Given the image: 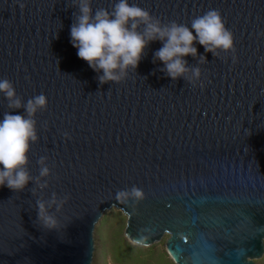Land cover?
Returning a JSON list of instances; mask_svg holds the SVG:
<instances>
[{
    "label": "water",
    "instance_id": "1",
    "mask_svg": "<svg viewBox=\"0 0 264 264\" xmlns=\"http://www.w3.org/2000/svg\"><path fill=\"white\" fill-rule=\"evenodd\" d=\"M0 0V79L26 103L43 93L39 141L28 169L46 156L48 187H0V264H92L95 229L112 209L126 215L125 237L149 247L165 238L176 264H258L264 256V0H129L162 22L221 12L234 34L218 58L199 43L204 87L173 81L153 63L154 41L121 83L101 85L77 55L73 0ZM117 0H92L111 10ZM195 34V33H194ZM188 66L198 59L184 57ZM102 75V72L99 73ZM10 109L0 93V120ZM68 133L71 139H66ZM137 187L143 199L130 195ZM68 199L37 219L38 199ZM128 192L127 196H119Z\"/></svg>",
    "mask_w": 264,
    "mask_h": 264
},
{
    "label": "clouds",
    "instance_id": "2",
    "mask_svg": "<svg viewBox=\"0 0 264 264\" xmlns=\"http://www.w3.org/2000/svg\"><path fill=\"white\" fill-rule=\"evenodd\" d=\"M17 3L21 10L25 8L21 0H17ZM72 7L77 8L78 13H74L75 22L70 28L71 43L78 49V57L98 73L97 79L101 85L124 81L129 70L137 69L149 44L157 40L163 46L153 54V63L163 62L164 67L160 71L173 81L182 77L193 87H204L199 65L208 63L204 55L198 56L195 43L202 45L205 53L210 52L215 58L223 52L232 54L233 63L238 59L234 34L226 27L217 9H209L195 17L189 27L176 21L164 23L148 10L130 4L129 0H117L111 10L97 8L94 11L92 0H73ZM189 55L199 57L197 65L188 66L184 57ZM101 72L102 75L99 74ZM0 93L8 101L10 109H24L23 115L6 112L0 120V187L23 192L33 182V193L36 188L43 190L48 187V180L42 178L51 175L48 158H39L37 163L40 169L36 177L31 175L28 164L31 145L39 141L36 115L47 110L48 98L41 93L25 103L7 78L0 79ZM64 136L71 139L68 133H64ZM118 195L127 196L129 193L120 192ZM130 195L138 200L144 198V193L137 187L131 189ZM67 199V196L58 198L53 192L50 199L36 201L37 219L43 226H56L57 222L48 209L55 205L59 210Z\"/></svg>",
    "mask_w": 264,
    "mask_h": 264
},
{
    "label": "rangeland",
    "instance_id": "3",
    "mask_svg": "<svg viewBox=\"0 0 264 264\" xmlns=\"http://www.w3.org/2000/svg\"><path fill=\"white\" fill-rule=\"evenodd\" d=\"M117 212L121 215V218L115 214ZM126 219V215L117 209H112L101 218L100 222L96 225L94 234L96 249L92 264H114L113 255L116 258H121L119 253L121 252L120 247H122V242L119 240L121 237L120 235L118 236V233L125 236L124 230L126 226ZM158 244L160 247H164L165 238L158 242ZM157 258L160 262L164 260V256L161 254H159ZM125 262L128 264H143L140 259L132 256L126 258Z\"/></svg>",
    "mask_w": 264,
    "mask_h": 264
},
{
    "label": "trees",
    "instance_id": "4",
    "mask_svg": "<svg viewBox=\"0 0 264 264\" xmlns=\"http://www.w3.org/2000/svg\"><path fill=\"white\" fill-rule=\"evenodd\" d=\"M118 215V217L121 218V215L119 213H115ZM120 235V239L122 244L120 247L121 252L119 255L121 258H116L113 254V263L114 264H128L125 262L126 258L128 257H135L140 259L143 264H176L174 263L173 259L169 256L164 247H160L158 243H155L149 247L146 246H140L131 243L125 236H122L121 233H118V236ZM159 254L164 256V260L160 262V260L157 258ZM258 264H264V257L257 261ZM142 264V263H140Z\"/></svg>",
    "mask_w": 264,
    "mask_h": 264
}]
</instances>
